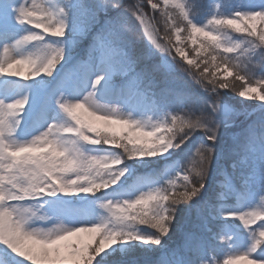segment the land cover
Listing matches in <instances>:
<instances>
[{
    "label": "clouds",
    "instance_id": "obj_1",
    "mask_svg": "<svg viewBox=\"0 0 264 264\" xmlns=\"http://www.w3.org/2000/svg\"><path fill=\"white\" fill-rule=\"evenodd\" d=\"M71 0H65L63 8L66 13L67 28L65 32H56L52 36L67 37L72 29V18L68 6ZM97 9L93 17L86 18L82 21V31L79 39H84L91 32L92 27L98 22L101 13H107L110 10L117 11L115 17H107L104 25L96 32L92 33L91 41L85 51V57L89 54V49L101 37L109 27L115 32L114 39L116 43L128 52V46L134 42L145 40V28H149L157 38L160 45L166 49H172L177 46L178 41H182L181 47L185 50L187 58L188 53H193L195 63L192 65L185 64L179 55L169 51L171 56L181 67L189 73L194 79H198L203 88L209 94L202 99L199 105L184 107L174 113L185 120L199 121L204 126L202 130L196 127L182 126V122H173L168 116L163 121L151 123V128L158 127L159 124L167 122L170 127H166L157 132L151 138V143L131 144L127 140V133L123 136L114 135L111 132L94 128L85 119L84 115L74 113L65 109L62 104L58 105L60 112L47 123L46 126L36 131L30 138L18 140L14 133L24 120V116L12 118L11 124L14 132L7 135V141L10 145L33 144L34 142L44 146L53 143L58 148L68 149L64 156L52 157L54 161H65L69 157H74L78 163V171L74 174L76 184L68 183L65 179L66 186H75L81 191L92 187L91 194L100 193L101 190L113 188L112 192H106L98 196L91 203L102 211L93 215L69 217L59 211L54 210L55 202L35 199L45 194L55 196L57 193H64L58 189V186H49L46 174L43 173L39 165L28 162L31 153H26L9 169V178L7 183L0 184V201H11L6 206L10 209L14 222L21 224L25 229L39 232L40 234H56L73 230L80 220H88L93 224H104L105 233L113 231L119 232V241H142L139 236L144 233L139 225L152 224L153 218L162 214H167L168 232L160 233L158 230L151 232L155 237L153 244L160 245L162 241L172 232L181 204H189L193 199L201 197L206 191V185L211 179L213 166L216 164L218 156V144L221 133L224 129L234 125L240 115L246 112L247 106L245 101L258 100L257 95L245 97L242 89L246 85L255 84L257 81H264V50L260 51L257 59L253 58L257 49L264 48V42H261L252 30L250 23L244 20V15H248L249 20L253 15H257L259 25L257 29L264 34V11H246L235 10L232 14H213L212 20L208 19L206 24L210 25L209 30L214 34L215 39L203 37L199 43L188 47L190 36V25L192 21L182 14L179 7L173 6L171 0H96ZM16 4L23 7L20 0ZM219 7V5H217ZM241 24V29H237L227 19L223 22H213L215 17H230ZM139 18V19H138ZM19 19H23L22 17ZM46 20L51 19L46 17ZM57 18L53 23L58 25ZM28 23L34 24L36 20L29 14ZM197 23V22H196ZM198 24V23H197ZM23 25V24H22ZM141 26H143L141 28ZM246 29L247 33L240 39L234 38V34L241 33ZM173 36L175 39H173ZM23 39V37H20ZM148 40V39H147ZM149 41V40H148ZM37 42L33 49L23 52L20 57L32 56L33 61H28L29 77L33 73H40L42 69L48 76L57 72L58 66L62 62L67 63L66 58L69 53L66 48L64 39L56 41H45V38L35 40ZM84 57H77L76 62H80ZM74 66V65H73ZM70 66V67H73ZM24 68L22 62L18 71ZM231 70L233 75L225 77L224 73ZM29 77H25L28 80ZM232 94L243 98L240 100L241 107L236 108L232 105L230 99L226 97ZM264 95V89L261 90ZM61 99L70 103H83L90 112L111 113L117 116H123L109 103L101 102L96 95L89 97V91L82 98L73 99L63 94ZM231 105L232 112L227 113L224 106ZM264 110V103L260 105ZM23 113V106H21ZM173 114V113H170ZM124 117V116H123ZM127 118V117H125ZM136 120V119H135ZM264 120V119H262ZM19 127L16 128V125ZM256 125H249L243 133H230L233 139L231 147V156L229 167L232 173L238 174L241 178L242 186H250L253 182L260 184L259 202L244 207L239 212H231L229 215H238L241 218L247 217L250 222H255L259 218H264V166L258 170V174L253 171H245L251 166L252 139L256 136L254 131ZM254 131V136L250 134ZM197 131L201 135L197 137L196 142L189 149L187 159L164 183L158 186H150L145 189H129L125 186L122 178L129 171L128 167L121 166L125 161L132 158V152L143 153V156L137 157H155L168 153L170 149H180L194 136ZM260 136L264 138V127H261ZM207 137V139L205 138ZM212 140V143H209ZM119 141L116 147L121 148V152L110 155H93L84 150L83 142L92 145H112ZM52 150L41 153L40 156L50 157ZM5 154L0 152V167L7 168L4 162ZM35 159H39L36 157ZM98 161V162H94ZM57 168L63 167L61 163L56 164ZM60 173L57 172V175ZM218 186L221 181H217ZM48 188V191H44ZM55 191V195L50 192ZM221 191H225L221 187ZM194 197L184 198L181 193H193ZM175 193V196H172ZM147 206L137 204L131 207L141 196H152ZM227 194V193H226ZM127 196V198H125ZM170 197L165 199V197ZM28 198H33L29 200ZM211 206V204H209ZM221 233H216L218 237ZM20 239L15 232H4L0 230V240L16 251V241ZM259 241L264 243V231H261L258 237ZM144 242V241H142ZM145 243V242H144ZM147 244V243H145ZM20 256L24 253L20 252ZM209 259L201 257L198 264H209Z\"/></svg>",
    "mask_w": 264,
    "mask_h": 264
},
{
    "label": "rangeland",
    "instance_id": "obj_2",
    "mask_svg": "<svg viewBox=\"0 0 264 264\" xmlns=\"http://www.w3.org/2000/svg\"><path fill=\"white\" fill-rule=\"evenodd\" d=\"M36 2L44 3L45 7L52 9L65 6V0H36ZM187 2L192 12V18L200 25L206 24L213 14H219L221 11L225 14H232L238 9L264 11V0H206L207 12L202 17L197 18L194 15L198 16L200 13H193L194 1L187 0ZM15 5L16 0H0V12L8 20L11 33H14V35L9 36L10 41L30 28L33 31H40L29 25H22L15 19L13 14ZM97 7L96 0H71L68 10H70L73 24L69 35L64 38L69 55L66 58L67 63L62 62L58 66L57 72L52 76L41 74L39 77L28 80H25L24 77H13L7 74L0 76V97L7 95L9 100L26 94L30 97V103L25 106L26 110L21 113V116H24V120L21 121L20 127L14 133L18 140L30 138L41 126H46L60 112L55 100L61 93L70 98L78 99L86 95L88 91L93 90L97 72L93 71L90 76L85 75L84 67L88 61V56L85 57V51L91 41L92 33L104 25L107 17H115L117 15L115 10L101 13L98 22L92 27L88 36L84 39H79L78 37L83 28L82 21L93 17ZM244 35L246 34L236 33L234 38L240 39ZM57 39L50 35L45 37V41H56ZM173 39H175L174 36ZM36 43L32 42L16 50L14 55L19 56L23 52L33 49ZM188 47H193L191 41H188ZM262 50L264 48L257 49L253 58L257 59ZM128 52L132 56L138 54L143 59V64H149L151 67L161 64L167 71H164L163 83L160 86L159 83L155 85V81L148 80L143 74L139 73L138 64L140 63L137 60L133 68L127 72L122 69L107 71L104 81L95 87V95L101 102L109 103L115 107L124 117L136 119L151 129V123L163 121L170 113L174 114L176 112L172 107V103H169V97L174 100L176 97L180 98L183 101L181 107L184 108V102H188L190 105H199L201 99L195 96V89H197V92H205L206 96L209 95L207 90L194 80L176 60L167 53L156 49L151 41L147 40L146 34L145 40L134 42L128 46ZM193 55L191 52L188 53L189 58H193ZM0 57H2V52H0ZM77 57H84V59L77 63ZM184 63L186 64V62ZM168 73H170L169 79L166 80L165 76ZM183 77L189 79L192 86ZM159 87L161 89L157 90ZM259 91L260 89L257 87V92ZM253 95H256V93H253ZM226 99H230L232 105L241 107L240 100L243 98L229 94ZM45 101H48V103L45 104ZM262 103L264 102L258 100L245 101L247 109L244 117L247 119L251 117L250 121L255 115L264 119V110L260 108ZM229 108H231V105H229ZM237 124L235 123L231 127L224 129L221 133V141L217 152L218 159L213 166L211 179L206 185V191L201 197L193 199L191 203L180 205L173 230L162 241V244H145L142 241H118L97 256L94 264H198L201 255L209 260H211L213 255L221 260H226L228 258L226 252L229 251L228 244L215 235L225 226H227V234L232 237V244L235 248L246 247L250 233L238 218L218 216L215 220H212L209 217L208 226L211 228V231H209L198 212L199 208L206 213L209 204L219 202V188L226 190L232 184L240 190V195L238 197H230L227 201L229 204L240 203L247 207L259 202L260 184L253 182L250 186H242L239 175L232 173L229 167L232 156H229L226 150L228 143L233 141L230 133H236L231 131ZM200 135L201 132L199 131L196 136L191 138L180 149H170L168 153L155 157H132L125 161V164L121 165H126L129 169L125 173V177L122 178L125 186L129 189L139 188L146 190L150 186H158L164 183L171 175L175 174L176 170L180 169L187 159L189 149ZM82 147L86 152L93 155H110L122 151L121 148L116 146L92 145L87 142H83ZM261 166H264V138L262 141L252 142L251 166L245 171H253L258 174ZM217 181H221L220 186H218ZM116 187L113 186V188ZM113 188L101 190L100 193L95 195L91 193H57L55 196L45 194L35 199L67 203L73 216H94L96 212L102 210L91 202L106 192H112ZM28 199L32 200L33 198ZM255 223L258 224L259 220ZM252 226L254 227L255 224ZM139 228L144 233L155 231L149 225H139ZM186 232L196 233L203 241L204 248L202 253L193 254L185 247ZM5 249L17 261H23V264H33L27 257L20 256L10 246L0 241V255L5 254ZM251 259L253 258L250 257L249 260ZM239 264H249V261H240Z\"/></svg>",
    "mask_w": 264,
    "mask_h": 264
},
{
    "label": "snow or ice",
    "instance_id": "obj_3",
    "mask_svg": "<svg viewBox=\"0 0 264 264\" xmlns=\"http://www.w3.org/2000/svg\"><path fill=\"white\" fill-rule=\"evenodd\" d=\"M23 3V7L18 4L15 5L14 16L20 24H26L32 28L38 29L40 31H33L31 28L24 33L20 34L14 40H9L11 33L9 22L4 17V14L0 12V52H2V57H0V76L5 74L13 77H29L28 71V61H33L32 56H16L14 52L35 40L45 38L46 36H52L56 32H65L67 28L66 16L67 13L63 8H49L45 7L44 3H37L36 0H20ZM173 6L179 7L182 14H184L188 20L192 21L190 25V36L189 40L193 45L199 43L201 37H207L209 39H215L214 34L209 30V24H197L192 18V12L188 5L187 0H171ZM29 14L36 20V23L29 24L28 16ZM23 19H19V18ZM46 17L51 19L46 20ZM59 17H64V19L59 20V24L56 25L53 22ZM139 19V18H138ZM212 20V18H209ZM225 19L235 28L241 29V24L238 23L233 16L224 18L216 16L213 22H223ZM244 20H247L256 37L264 42V34H261L257 29L258 18L257 15H253L252 19L249 20L248 15H244ZM247 30L244 29L240 34H246ZM145 34L147 39L151 41L152 45L160 52L172 53L179 55L180 58L186 62L188 65L194 64L195 58H189L185 56V50L181 47L182 41L177 42V46L172 49H166L160 45L157 41L155 35L149 28H145ZM23 37L21 39L20 37ZM115 32L111 27L105 30V33L98 38V40L89 49L88 61L84 67V72L86 76H90L93 71L97 74L94 79L93 90L89 91V97L95 95V87L99 86L105 79V74L107 71H116L122 69L124 72L131 70L136 63L135 57L131 55L130 52H125L122 47H120L115 39ZM58 39H64V36L56 37ZM24 62V68L22 70H17L19 65ZM103 69V70H101ZM167 71L162 65H153L151 72H162ZM41 74H46L44 69L40 73H33L29 79L34 77H39ZM145 75L147 72L144 73ZM233 72L231 70L224 73L225 77H231ZM200 84L201 82L196 79ZM257 87L260 89L257 92ZM264 89V81H257L255 84L246 85L242 89V94L245 97L253 96V93L259 97L260 102H264V95L261 94V90ZM63 93L56 98L55 103L57 105L62 104V106L74 113H80L84 115V119L92 125L94 128L102 129L113 133L117 136H123L127 133V140L131 144H142L151 143V138L154 137L158 131L166 127H170L167 124V118L165 123H161L158 127L149 129L140 121L125 118L123 116H117L111 113H96L90 112L83 103H70L63 101L61 99ZM30 103L29 95H24L17 97L15 99L9 100L8 96L5 95L0 97V152L5 154V163L8 165L7 168L0 167V184L7 183L9 178V169L23 157L26 153H31L28 162L35 165H39L46 174L49 186H58L60 191L64 193H77L81 189L75 186H66L65 179H68V183L76 184L77 181L74 178V174L78 171V163L74 157H69L65 161H54L52 157L64 156L68 149L58 148L53 143L41 146L37 143L24 144L12 146L7 141V135L14 132L13 126L11 124L12 118H18L21 116V106H23V112L26 110L25 106ZM48 101H45L47 104ZM224 110L227 113H231L232 109L228 106H224ZM171 120L175 122H182V126L196 127L198 130H202L204 126L200 124L199 121L185 120L174 114H169ZM19 124L16 125V128ZM259 127H264V120L259 122ZM250 134L254 136V131L250 130ZM207 139V137H205ZM119 141H116L112 146H116ZM212 143V140H209ZM52 150L50 157L40 156L41 153ZM132 157L143 156V153L132 152ZM39 157V159H35ZM98 162V161H94ZM61 163L63 167L57 168L56 164ZM57 172L60 174L57 175ZM48 188H44V191H48ZM84 192L91 193L93 191L92 187H87L83 189ZM227 193V194H226ZM51 195H55V191L50 192ZM181 197L188 198L194 197L196 195L193 193H181ZM240 190L236 188L234 184L229 185L225 191H221L218 196V203L211 204L207 206V211L198 208L201 218L205 227L211 231L209 225V217L215 220L218 216L225 218H238L245 228L250 233L249 242L244 248H235L232 244V237L227 234V226H225L219 233H221L218 238L228 244L229 251L226 252L227 259L221 260L220 258L212 256L209 264H239L240 261H249V264H264V243L260 242L258 237L261 231H264V218H259V223L250 222L247 217L241 218L238 215H229L231 212H239L244 209V206L240 203L229 204L227 201L232 196H239ZM175 196V193H172ZM155 198L152 196H141L131 207H135L137 204L148 205L151 199ZM170 197H165L168 199ZM10 201H0V230L8 233L15 232L17 236L20 237L16 241V251L15 253L23 252L22 257H27L33 262V264H94L96 257L99 256L106 249L110 248L112 245L116 244L120 236L119 232L113 231L111 233H105L104 224H93L88 220L78 221L77 226L73 230H68L65 232H59L56 234H40L39 232H34L25 229L23 225L18 224L13 221L10 209L6 206ZM54 210L59 211L62 214L73 217V214L67 203L55 202ZM168 219L167 214H162L158 217H154L152 224L149 225L152 229L158 230L160 233L168 232V224L166 223ZM255 224L253 227L252 225ZM144 225H148L145 223ZM74 238V239H73ZM139 239L145 243L155 242V237L151 233H142ZM3 241V240H0ZM4 242V241H3ZM6 244V243H5ZM7 245V244H6ZM9 246V245H8ZM185 247L191 251L193 254L202 253L204 248L203 241L194 232L185 233ZM3 255H0V264H23V261H17L12 257L11 253L4 250ZM203 257L202 255L200 258ZM252 257L253 259L249 260Z\"/></svg>",
    "mask_w": 264,
    "mask_h": 264
},
{
    "label": "trees",
    "instance_id": "obj_4",
    "mask_svg": "<svg viewBox=\"0 0 264 264\" xmlns=\"http://www.w3.org/2000/svg\"><path fill=\"white\" fill-rule=\"evenodd\" d=\"M194 2H193V4H194V11H193V13H200V14H198V16H196V15H194L195 17H197V18H199V17H202L206 12H207V7H206V0H193ZM137 47V46H136ZM135 47V48H136ZM137 49H138V47H137ZM133 57H135V58H137L136 60L137 61H139V63L140 64H138V70H139V73H141V74H143V76L146 78V79H148V80H152V81H155L154 82V84L156 85V84H158L159 83V86H160V84H162L163 83V75H164V71H162V72H156V73H153V72H151V65H149V64H146L145 62V64H143V59L142 58H140L139 57V55L137 54V55H135L134 54V56ZM159 65H161V64H159ZM145 72H147V74L145 75L144 73ZM169 74L170 73H168V75L167 76H165L166 78V80H168L169 79ZM172 74V73H171ZM173 77H175V76H173ZM182 77V76H181ZM183 79L185 80V81H187L189 84H190V81H189V79H187V78H184L183 77ZM157 81V82H156ZM191 86H192V84H190ZM159 89H161L160 87L157 89V90H159ZM202 90V89H201ZM200 91V90H199ZM191 92H194V91H191ZM195 92H196V94H195V96L198 98V99H204V98H206L207 96V94L205 93V92H197V89H195ZM187 98V97H186ZM167 100H168V98H167ZM184 101H188V100H184ZM169 103H172V107H173V109L175 110V111H178V110H181L182 109V107H181V103H183V101L182 100H180V98H178V97H176V99L174 100L173 98L171 99L170 97H169ZM185 103V106H183V107H189V106H192V105H190L188 102H184ZM189 104V105H188ZM236 108H239V106L238 107H236ZM249 119H251V117L249 118ZM249 119H247V118H245L244 117V114H242V115H240L239 116V118L237 119V121H236V123H238L237 124V126H235V127H233L234 129L231 131V132H233V131H235L236 133H243V134H245V135H247V132L245 131V130H247L248 128H249V125H252V124H255L256 125V127H255V129H254V131H255V133H256V136L252 139V142H254V143H256V142H259V141H262L263 140V138L260 136V132H261V127H259V122L263 119V118H259L257 115H255L254 116V118H252V120L250 121ZM199 131H197V133H198ZM193 138V137H192ZM220 139H219V144H220ZM219 144H218V147H219ZM227 145V144H226ZM233 146V141L232 142H230V143H228V145H227V150H226V152H228V155L230 156L231 155V147Z\"/></svg>",
    "mask_w": 264,
    "mask_h": 264
}]
</instances>
